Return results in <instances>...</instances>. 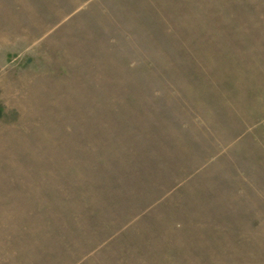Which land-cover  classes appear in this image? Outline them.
<instances>
[{"label": "rangeland", "instance_id": "obj_1", "mask_svg": "<svg viewBox=\"0 0 264 264\" xmlns=\"http://www.w3.org/2000/svg\"><path fill=\"white\" fill-rule=\"evenodd\" d=\"M0 264H264V0H0Z\"/></svg>", "mask_w": 264, "mask_h": 264}]
</instances>
